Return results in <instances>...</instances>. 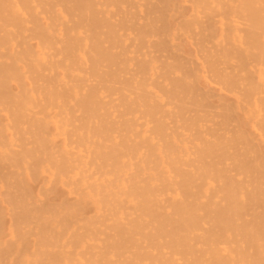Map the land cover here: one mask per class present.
<instances>
[{
  "label": "bare ground",
  "instance_id": "1",
  "mask_svg": "<svg viewBox=\"0 0 264 264\" xmlns=\"http://www.w3.org/2000/svg\"><path fill=\"white\" fill-rule=\"evenodd\" d=\"M174 1L0 0V264H264V0Z\"/></svg>",
  "mask_w": 264,
  "mask_h": 264
},
{
  "label": "rangeland",
  "instance_id": "2",
  "mask_svg": "<svg viewBox=\"0 0 264 264\" xmlns=\"http://www.w3.org/2000/svg\"><path fill=\"white\" fill-rule=\"evenodd\" d=\"M175 2L177 4L178 3L180 4V5H177V7H176L177 10H176V16H175V17H177V20H179L178 18H181L180 15H183V13L186 12V8L184 10L183 7L184 6L187 7V5H186V1L185 0H183V1L182 0H175L174 1V5H175ZM182 5H184V6L181 8ZM178 6L180 7V9H179ZM180 10H183V12H180ZM177 11H179L180 13L178 14ZM175 39H177V40H174L173 43L176 44V45H179V47H181V49L185 50L188 54H190L193 51V49H194L193 45L188 40L184 39V37L181 36V39L180 38L178 39V36H177V38H175ZM223 96L227 98V96H225V95H223ZM219 97H221V96H219ZM245 127H246V129H249L247 126H245Z\"/></svg>",
  "mask_w": 264,
  "mask_h": 264
}]
</instances>
